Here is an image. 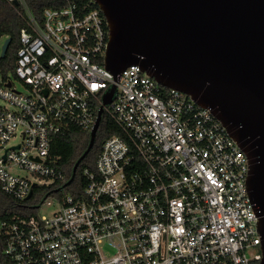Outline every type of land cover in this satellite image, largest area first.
<instances>
[{
  "label": "built area",
  "instance_id": "1",
  "mask_svg": "<svg viewBox=\"0 0 264 264\" xmlns=\"http://www.w3.org/2000/svg\"><path fill=\"white\" fill-rule=\"evenodd\" d=\"M5 1L25 26L13 73L0 71V190L25 202L35 188L56 189L36 214L0 222L13 264L260 262L249 159L212 111L138 65L107 70L109 31L94 0L46 8L42 23L27 0ZM113 89L103 116L121 134L85 168L81 195H56L71 184L62 189L55 137L72 127L91 133Z\"/></svg>",
  "mask_w": 264,
  "mask_h": 264
},
{
  "label": "water",
  "instance_id": "2",
  "mask_svg": "<svg viewBox=\"0 0 264 264\" xmlns=\"http://www.w3.org/2000/svg\"><path fill=\"white\" fill-rule=\"evenodd\" d=\"M109 38L104 65L114 75L138 65L161 86L210 109L246 153L250 196L260 211L264 264V0H94ZM18 5V2H14ZM12 38L2 47L8 52ZM104 97L88 148L103 118ZM32 193L29 195L30 199Z\"/></svg>",
  "mask_w": 264,
  "mask_h": 264
},
{
  "label": "trees",
  "instance_id": "3",
  "mask_svg": "<svg viewBox=\"0 0 264 264\" xmlns=\"http://www.w3.org/2000/svg\"><path fill=\"white\" fill-rule=\"evenodd\" d=\"M69 2L86 3L87 0H69ZM28 7L39 23L43 22V12L46 8L58 9L68 4L67 0H27ZM97 6V5H96ZM25 26V22L16 13V8L5 0H0V35L12 38L6 57L0 61V71L4 77L13 73L16 60V53L20 47V31ZM107 29V27H106ZM121 134L118 126L104 115L93 148L81 162L77 174L71 185L64 191L56 193L81 195L87 184L84 175L85 168L94 170L95 163L100 154L103 142L108 137ZM91 135L89 131H82L72 127L65 135H58L52 143L51 154L58 157V167L65 174L66 180H70L75 164L88 148ZM56 189L35 188L34 195L25 202H19L14 198L4 194L0 190V222L14 216L27 218L37 213L39 206L48 193H53ZM6 240L0 235V264H13L5 255ZM252 264H259L253 262Z\"/></svg>",
  "mask_w": 264,
  "mask_h": 264
},
{
  "label": "rangeland",
  "instance_id": "4",
  "mask_svg": "<svg viewBox=\"0 0 264 264\" xmlns=\"http://www.w3.org/2000/svg\"><path fill=\"white\" fill-rule=\"evenodd\" d=\"M4 41H5V38H0V52H1V49H2V46H3V44H4ZM15 86L18 88V89H20V90H23V86H22V84L19 82V81H16L15 82ZM0 105L2 106V107H7V105H6V103L5 102H3L2 100H0ZM18 143V141H15V142H12V144L11 145H14V144H17ZM22 175H25V173H21ZM50 209H47V210H44L43 211V213H50Z\"/></svg>",
  "mask_w": 264,
  "mask_h": 264
}]
</instances>
